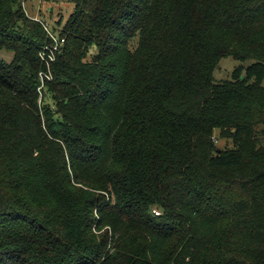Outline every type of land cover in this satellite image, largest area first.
Here are the masks:
<instances>
[{"label":"trees","instance_id":"trees-1","mask_svg":"<svg viewBox=\"0 0 264 264\" xmlns=\"http://www.w3.org/2000/svg\"><path fill=\"white\" fill-rule=\"evenodd\" d=\"M71 1L0 0V264H264V0Z\"/></svg>","mask_w":264,"mask_h":264},{"label":"rangeland","instance_id":"rangeland-1","mask_svg":"<svg viewBox=\"0 0 264 264\" xmlns=\"http://www.w3.org/2000/svg\"><path fill=\"white\" fill-rule=\"evenodd\" d=\"M24 6L29 16L33 17L34 19L38 18L44 21L48 25L49 30L52 32V34L58 36L61 31V28L63 27V23L73 11L74 3L71 0H25ZM52 42L54 41L51 38V41H49L47 44H50ZM13 58H14V53L12 51L5 49L0 50L1 60L11 62ZM252 62H253L252 60H249L243 63L235 59L231 55L224 56L220 60L219 65L214 72L215 80L217 82H222L224 80L231 79L234 70L239 65L241 64L249 65ZM263 85H264V80H263ZM216 144L219 147H223L226 144L230 146L231 142L230 140L217 137ZM105 229L106 228H103L100 232L105 231Z\"/></svg>","mask_w":264,"mask_h":264},{"label":"built area","instance_id":"built-area-1","mask_svg":"<svg viewBox=\"0 0 264 264\" xmlns=\"http://www.w3.org/2000/svg\"><path fill=\"white\" fill-rule=\"evenodd\" d=\"M35 19L41 21L47 33L50 35V38H52V40L54 41L50 44L45 45L40 52L41 58L45 60L47 64H49L51 60H54L55 53L60 51L63 48L64 43H65V38H61L59 35L57 36V35L52 34V32L49 30L48 25L44 21L38 18H35ZM153 211L156 215L160 214V211L158 209H154Z\"/></svg>","mask_w":264,"mask_h":264}]
</instances>
